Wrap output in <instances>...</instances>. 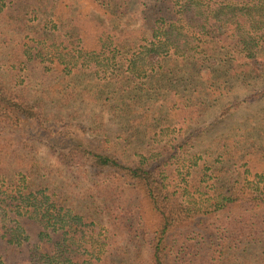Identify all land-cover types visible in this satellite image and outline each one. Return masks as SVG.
I'll use <instances>...</instances> for the list:
<instances>
[{"label":"trees","instance_id":"trees-1","mask_svg":"<svg viewBox=\"0 0 264 264\" xmlns=\"http://www.w3.org/2000/svg\"><path fill=\"white\" fill-rule=\"evenodd\" d=\"M224 94L264 99V0H0V264H264L262 144L191 152Z\"/></svg>","mask_w":264,"mask_h":264},{"label":"rangeland","instance_id":"rangeland-1","mask_svg":"<svg viewBox=\"0 0 264 264\" xmlns=\"http://www.w3.org/2000/svg\"><path fill=\"white\" fill-rule=\"evenodd\" d=\"M139 12V5H133L130 13L126 16V25L128 23L130 30H137L140 27L142 21L139 17ZM182 69L187 74L186 83H188V79H190L191 82L195 80L192 78L193 74L190 73L186 67H183ZM43 81L44 80L39 78L36 70H34L31 74V83L29 80H26V84L30 85L31 94L34 98H38L40 95L44 96V94H42V90L44 89ZM237 90L239 89L237 88ZM234 91L236 92L235 89ZM223 96L225 98L220 96L221 103L219 105L216 104L219 100L218 99L213 110L208 111L203 118L196 117L194 119L195 122H192L191 126L193 128L191 130L196 133L193 135V143L195 147L191 150V152H204L208 149L213 150L217 146L221 145L222 140H224L226 135L230 136L232 134H244L249 141L260 143L264 148V99L244 105L227 114L223 117V119H217L216 115H218L219 112H222V104L231 99L228 95L224 94ZM94 109L97 110L96 108ZM94 109L87 104L76 103L71 107L69 106L65 110L63 109V112L66 115L76 118H85L92 122L95 115ZM98 111L100 110L98 109L96 113H98ZM53 112L57 113L54 110ZM102 115L105 119L106 129L112 136L115 137L120 128L119 123L111 119L110 115L107 113H102ZM166 137L167 136L162 134L159 139H165Z\"/></svg>","mask_w":264,"mask_h":264}]
</instances>
